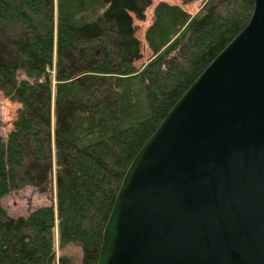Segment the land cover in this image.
I'll use <instances>...</instances> for the list:
<instances>
[{
	"label": "trees",
	"instance_id": "obj_1",
	"mask_svg": "<svg viewBox=\"0 0 264 264\" xmlns=\"http://www.w3.org/2000/svg\"><path fill=\"white\" fill-rule=\"evenodd\" d=\"M152 1L0 0V86L20 105L0 137V264H66L55 235L59 249L80 247V264L97 263L129 164L254 4L206 0L191 15L159 2L144 35L150 56L136 66L133 18ZM53 167L55 204L10 217L3 198L45 186Z\"/></svg>",
	"mask_w": 264,
	"mask_h": 264
},
{
	"label": "water",
	"instance_id": "obj_2",
	"mask_svg": "<svg viewBox=\"0 0 264 264\" xmlns=\"http://www.w3.org/2000/svg\"><path fill=\"white\" fill-rule=\"evenodd\" d=\"M96 264H264V0L129 164Z\"/></svg>",
	"mask_w": 264,
	"mask_h": 264
},
{
	"label": "rangeland",
	"instance_id": "obj_3",
	"mask_svg": "<svg viewBox=\"0 0 264 264\" xmlns=\"http://www.w3.org/2000/svg\"><path fill=\"white\" fill-rule=\"evenodd\" d=\"M206 0H192L183 3L180 0H153L151 5L146 8L144 20L139 21L133 18V26L135 28V37L140 42L141 58L135 63L136 66L145 64L150 56V50L144 40L145 31L153 21V9L159 2H165L170 5H177L187 13L194 15L201 7L202 2ZM53 76V70L48 71ZM23 77L19 75V79ZM20 105L11 101L6 96L5 91L0 86V137L7 138L8 133L12 129V123L16 119ZM53 129V118H52ZM54 167L48 182L43 187H34L32 185H23L19 189L11 191L2 200V206L7 214L12 218H26L29 213L38 207L55 204V180ZM57 236L55 235V252L57 258L66 259V264H80L81 249L76 245H68L63 249L58 248Z\"/></svg>",
	"mask_w": 264,
	"mask_h": 264
}]
</instances>
